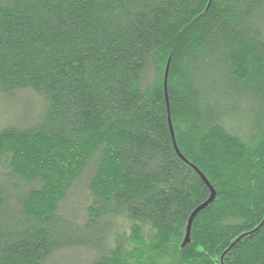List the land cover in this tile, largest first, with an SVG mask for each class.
I'll return each mask as SVG.
<instances>
[{
    "label": "trees",
    "instance_id": "16d2710c",
    "mask_svg": "<svg viewBox=\"0 0 264 264\" xmlns=\"http://www.w3.org/2000/svg\"><path fill=\"white\" fill-rule=\"evenodd\" d=\"M0 95V264H264V0H0Z\"/></svg>",
    "mask_w": 264,
    "mask_h": 264
},
{
    "label": "rangeland",
    "instance_id": "374dc122",
    "mask_svg": "<svg viewBox=\"0 0 264 264\" xmlns=\"http://www.w3.org/2000/svg\"><path fill=\"white\" fill-rule=\"evenodd\" d=\"M43 108L40 107L39 103L35 102V99L29 97V95H20L14 96L12 98H7L0 95V130L5 128H10V126L21 127L23 124L27 123L26 125L31 124L34 120H37L39 116H41ZM2 173H0V181L3 180ZM25 183H19L16 186L20 187ZM72 199L84 197L86 201V194L81 193L80 195H76L75 191H72L71 194ZM71 199V200H72ZM71 200L64 205L66 210H70ZM75 204H72L74 207ZM81 252H72V256L69 258L70 261H65L61 258L56 259V261L52 264H85L84 260H81ZM89 260L94 258L93 254L87 255ZM88 263V262H87ZM90 264V262H89Z\"/></svg>",
    "mask_w": 264,
    "mask_h": 264
},
{
    "label": "water",
    "instance_id": "95a60500",
    "mask_svg": "<svg viewBox=\"0 0 264 264\" xmlns=\"http://www.w3.org/2000/svg\"><path fill=\"white\" fill-rule=\"evenodd\" d=\"M168 71H169V69L167 70V73H166V76H165V88H167V83H168V81H167ZM169 125H170V129H171V135L173 136L174 147L176 148V151L180 155V157H182L178 147L176 146L175 136H174V133H173V125H171V119H170V124ZM193 168L198 172V174L200 175L202 180H204L206 182V184L209 186L210 190L212 191V195L203 205L199 206L197 209H195L193 211V213H192L193 215L190 217V219L188 221V224H187L188 226H187V229H186L185 239L183 241V244H182L181 248H183L186 245H188L190 243V241H191L190 233H191V230H192V226H193L192 224H193L194 219L197 217V215H199L200 212L204 211V209H206L208 206H210L211 204L214 203L213 201L215 200V196H216V191H214L210 187L209 181L205 178V176L200 172L199 169H197L194 166H193Z\"/></svg>",
    "mask_w": 264,
    "mask_h": 264
}]
</instances>
